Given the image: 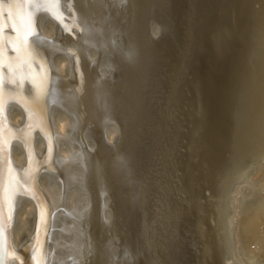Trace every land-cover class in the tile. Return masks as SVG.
I'll return each mask as SVG.
<instances>
[{
    "label": "bare ground",
    "instance_id": "bare-ground-1",
    "mask_svg": "<svg viewBox=\"0 0 264 264\" xmlns=\"http://www.w3.org/2000/svg\"><path fill=\"white\" fill-rule=\"evenodd\" d=\"M0 26L10 261L264 264V0H0Z\"/></svg>",
    "mask_w": 264,
    "mask_h": 264
},
{
    "label": "water",
    "instance_id": "water-1",
    "mask_svg": "<svg viewBox=\"0 0 264 264\" xmlns=\"http://www.w3.org/2000/svg\"><path fill=\"white\" fill-rule=\"evenodd\" d=\"M6 29V28H5ZM83 103V101H82ZM185 146H179L178 150H176L174 153L176 155L177 161H178V165L179 167L181 166V176L183 178V180H185V176H186V170L187 168V164H189V150L187 148V144H184ZM149 155L152 156L151 152H149ZM187 168V169H186ZM190 173V171H189ZM191 174V173H190ZM37 192L41 195V193L38 190L37 185L35 186ZM42 196V195H41ZM43 199V197H41ZM36 199V198H35ZM10 220V216L9 213H5L4 219H3V223H2V230H1V238H0V252L1 255H3V257L1 256V264H26V262H24L22 259H20V257L18 256V254H16V260L14 262L10 261V254L14 255L15 252H17V248H14L15 246H13L14 243H12L10 241V232H9V226H8V222ZM44 248H45V244H44ZM32 250V247L29 248V251ZM9 254V255H8ZM47 260V259H46ZM46 260L45 262L42 261V264H46Z\"/></svg>",
    "mask_w": 264,
    "mask_h": 264
},
{
    "label": "snow or ice",
    "instance_id": "snow-or-ice-1",
    "mask_svg": "<svg viewBox=\"0 0 264 264\" xmlns=\"http://www.w3.org/2000/svg\"><path fill=\"white\" fill-rule=\"evenodd\" d=\"M57 2H58V0H57ZM20 6H21V7H24V5H23V4H21ZM0 31H3V28H2V26H0Z\"/></svg>",
    "mask_w": 264,
    "mask_h": 264
}]
</instances>
